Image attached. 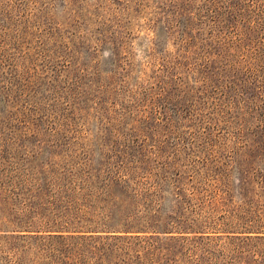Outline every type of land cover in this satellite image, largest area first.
I'll return each instance as SVG.
<instances>
[{"label": "rangeland", "instance_id": "obj_1", "mask_svg": "<svg viewBox=\"0 0 264 264\" xmlns=\"http://www.w3.org/2000/svg\"><path fill=\"white\" fill-rule=\"evenodd\" d=\"M85 172L138 214L264 224V0H0V264H39L12 222Z\"/></svg>", "mask_w": 264, "mask_h": 264}, {"label": "trees", "instance_id": "obj_2", "mask_svg": "<svg viewBox=\"0 0 264 264\" xmlns=\"http://www.w3.org/2000/svg\"><path fill=\"white\" fill-rule=\"evenodd\" d=\"M91 175L64 177L68 184L44 203L34 202L35 208L26 213L22 210L23 217L12 222V231L24 233L10 237L21 240L25 250L34 248L42 260L39 264H241L245 252L264 241V224L252 216L244 219V231L213 235L215 231L201 230L200 216L187 199L177 216L167 220L151 215L146 200L138 214V206L135 211L128 206L135 205L138 191L127 194L136 180L120 174L103 176L104 186L98 190L90 184ZM111 183L130 200L117 216L104 195H110ZM200 223L212 225L207 218ZM214 236L226 240L212 242Z\"/></svg>", "mask_w": 264, "mask_h": 264}]
</instances>
